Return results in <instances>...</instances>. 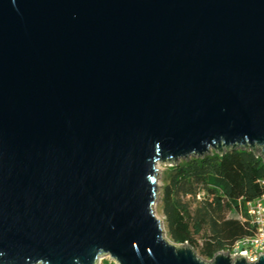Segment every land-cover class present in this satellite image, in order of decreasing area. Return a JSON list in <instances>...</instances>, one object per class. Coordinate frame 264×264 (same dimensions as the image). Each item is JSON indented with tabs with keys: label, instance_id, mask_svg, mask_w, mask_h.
I'll list each match as a JSON object with an SVG mask.
<instances>
[{
	"label": "water",
	"instance_id": "obj_1",
	"mask_svg": "<svg viewBox=\"0 0 264 264\" xmlns=\"http://www.w3.org/2000/svg\"><path fill=\"white\" fill-rule=\"evenodd\" d=\"M264 161V0H0V264L209 260L164 237L157 163Z\"/></svg>",
	"mask_w": 264,
	"mask_h": 264
},
{
	"label": "trees",
	"instance_id": "obj_2",
	"mask_svg": "<svg viewBox=\"0 0 264 264\" xmlns=\"http://www.w3.org/2000/svg\"><path fill=\"white\" fill-rule=\"evenodd\" d=\"M241 172V197L233 195L228 172ZM264 161L251 150L236 149L191 157L168 166L163 177L161 212L170 240L188 243L205 259L253 234L245 203L264 190ZM237 191V190H236ZM194 203L203 206L192 207ZM240 208L242 217L237 214Z\"/></svg>",
	"mask_w": 264,
	"mask_h": 264
},
{
	"label": "built area",
	"instance_id": "obj_3",
	"mask_svg": "<svg viewBox=\"0 0 264 264\" xmlns=\"http://www.w3.org/2000/svg\"><path fill=\"white\" fill-rule=\"evenodd\" d=\"M264 188V180L261 181ZM245 215L253 226V234L236 242L232 248L231 255H244L248 262H255L260 254H264V190L254 199L245 203ZM241 218V209H237Z\"/></svg>",
	"mask_w": 264,
	"mask_h": 264
},
{
	"label": "rangeland",
	"instance_id": "obj_4",
	"mask_svg": "<svg viewBox=\"0 0 264 264\" xmlns=\"http://www.w3.org/2000/svg\"><path fill=\"white\" fill-rule=\"evenodd\" d=\"M168 164L166 163H157L156 164V169H157V172H158V181H157V184H158V194H157V198L154 202V205H153V211H154V214L157 218H159L162 222V228H163V231H164V237L170 241L171 243L173 244H176L174 242H172L170 240V238L168 237V234H167V227H166V224H165V220H164V216L161 212V193H162V180H163V177L165 175V172L168 168ZM226 177L228 178V180L230 181V183L233 185V193L234 194H237V195H233L234 197L236 198H240L241 197V193H240V183H241V172L240 171H237V172H228L226 173ZM237 190V191H236ZM195 206H203L202 203H194L192 205V207H195ZM176 245H179V244H176ZM196 251V250H195ZM197 253V252H196ZM197 255L199 257H201L202 259L204 260H207L205 259L204 257L200 256L198 253ZM97 264H117L115 260H113L109 255L105 254V255H101L99 258H98V262Z\"/></svg>",
	"mask_w": 264,
	"mask_h": 264
}]
</instances>
